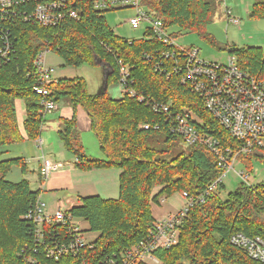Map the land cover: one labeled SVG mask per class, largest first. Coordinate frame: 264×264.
I'll use <instances>...</instances> for the list:
<instances>
[{
    "label": "trees",
    "instance_id": "1",
    "mask_svg": "<svg viewBox=\"0 0 264 264\" xmlns=\"http://www.w3.org/2000/svg\"><path fill=\"white\" fill-rule=\"evenodd\" d=\"M96 1L69 0L79 15L56 26L18 21L12 27L16 36L14 57L0 66V155L9 145L27 138L35 140L42 134L46 118L40 113L41 95L35 91L38 76L34 62L46 49L56 51L73 66L87 61L111 68L108 81L112 77L119 81V61L129 64L132 87L138 93L172 102L177 111H194L203 122L197 124L201 131L217 137L224 148L236 149L238 141L206 108L204 99L181 82L180 73L173 72L168 77L155 69L160 53L169 46L151 28H146L141 38L119 36L105 15L115 8L98 9ZM140 4L163 21L172 37L196 32L216 44L207 31L213 18L214 0H141ZM250 16L264 18V1L253 3ZM226 49L237 57L243 70L264 81L261 47L232 45ZM167 61L169 65L171 59ZM48 88L52 91L50 99L67 100L74 109L71 118H62L59 134L65 147L74 154L75 166L82 170L116 167L121 169V174L118 197L81 196L79 203L68 209L72 215L88 221L90 229L98 233L92 246L84 247L65 262L40 257L34 264H99L101 259L147 235L155 222L152 203L163 194L168 197L184 191L199 194L223 172L216 154L200 142L187 145V153L171 160L157 157L159 152L146 143L151 135L163 134L167 143L185 141L170 132L165 114L156 113L137 97L125 93L114 98L108 89L101 95L91 94L86 81L80 77L56 79ZM19 101L25 111L22 124L18 118ZM79 107L91 120L102 157L86 153L78 129ZM143 124H150L151 128L145 129ZM238 157L240 165L250 172L256 162L264 164V149L255 148ZM13 165L27 172L24 157L0 159V264H31L27 262V255L34 243L33 224L25 215L41 191L33 189L25 178L18 182L7 180ZM156 186L161 189L155 194ZM263 228L264 182L243 184L226 200L215 192L205 202H195L180 227L178 243L156 250V255L161 264H264L231 242V236L237 231L253 236L262 233Z\"/></svg>",
    "mask_w": 264,
    "mask_h": 264
},
{
    "label": "built area",
    "instance_id": "2",
    "mask_svg": "<svg viewBox=\"0 0 264 264\" xmlns=\"http://www.w3.org/2000/svg\"><path fill=\"white\" fill-rule=\"evenodd\" d=\"M140 1L98 0L95 7L115 8L118 3L134 7L136 15L130 18L133 28H139L144 23L145 29L151 28L169 46L160 53L155 69L168 77L173 72L180 73L181 82L204 99L206 108L238 141V146L236 149L224 148L217 137L201 131L197 124L201 125L203 122L194 111H177L172 102L158 101L154 97L138 93L132 87L131 66L119 61V83L123 92L137 97L156 113L165 114L170 132L182 137L187 145L197 142L207 145L216 154L223 172L199 194L193 195L184 191L182 195L187 202L181 209L156 219L145 237L101 259L99 264H151V261L161 263L156 250L168 249L178 243L180 227L188 216L190 207L195 202H205L217 192L230 171H235L243 184H246L249 179L246 169L244 171L235 168L236 164H240L238 155L249 153L255 148L264 149V81L243 70L235 55L229 54L226 62L207 61L200 57L197 47L186 48L178 45L164 27L163 21L151 15ZM230 13L231 10H228V14ZM78 15L79 12L69 0H0V66L9 63L14 57L16 36L12 27L18 21L49 27L59 25L68 18H77ZM233 20L237 22V19ZM50 51H42L34 62L38 76L35 91L41 95L40 113L44 118L58 108V103L49 98L52 91L48 85L56 80L53 77L54 69L46 61V54ZM145 57L148 59L151 56ZM170 59L171 63L168 65L167 60ZM142 127L150 129L151 125L143 124ZM155 127L158 128L159 125ZM40 157V175L43 180L65 167L62 161L52 160L44 153ZM80 218L61 207L53 212L49 211L48 205L38 197L33 208L25 215V219L33 224L34 239L27 262L34 264L40 257L61 262L78 255L84 247L92 246L95 239H87L86 230L80 225ZM231 242L252 259L264 263V228L262 233L253 236L237 231L231 236Z\"/></svg>",
    "mask_w": 264,
    "mask_h": 264
},
{
    "label": "rangeland",
    "instance_id": "3",
    "mask_svg": "<svg viewBox=\"0 0 264 264\" xmlns=\"http://www.w3.org/2000/svg\"><path fill=\"white\" fill-rule=\"evenodd\" d=\"M262 1L264 0H214L213 18L212 22L207 26V31L215 38L216 44H211L196 32H184L182 35L175 38V42L186 48L191 46L197 47L200 57L207 61L226 62L229 57V52L226 47L232 45L239 47L259 46L264 52V18H254L250 16L252 4ZM228 10H231L230 14H228ZM105 15L108 22L119 36L124 38L143 37L145 24L142 23L139 28H133L130 24V18L136 15V9L134 7L123 6L121 3H118L115 9L106 11ZM233 19H237V22ZM46 61L47 64L54 69V78H83L91 94H97L99 92L106 75L111 69L104 65H98V63L93 64L87 61L80 66H73L66 63L56 51L48 52L46 54ZM118 82L114 77L109 79L108 91L114 98H120L125 94L123 92V87ZM57 103H59L58 107L59 105L61 106L60 110L57 111L56 109L47 115L49 121L44 123L42 134L39 138L35 139L36 141L27 138L23 142L9 145L7 147L8 152L1 154L0 159L24 157L27 163V172H23L19 165H13L12 169L7 174V180L18 182L24 178L28 179L32 188L40 189L43 196L41 197L40 194L39 197L48 204V207L54 206L55 202H60L58 208L61 207L66 210L67 208L70 209L72 205L77 202V196L75 193L69 194V192L64 189L60 191L46 189L48 185L46 184L45 186L44 180L41 179L39 175V160L37 158L44 153L52 160L65 163H72L74 161V154L65 147L59 134V130L63 127V117H61L64 115L63 108H69L66 104L70 105V103L67 100H62ZM79 126L78 129L86 153L90 156L102 157L103 153L100 142L95 132L91 128L89 129L81 126L80 123ZM146 143L159 152L157 157L167 160H171L180 153H187L188 151L185 142L173 140L167 143L163 134L151 135L146 140ZM235 168L245 171V167L240 164H236ZM245 172L249 174V179L246 184L254 185L264 182L263 163L256 162L252 171L249 172L246 170ZM224 184V187H218L217 194H219L223 200H226L231 192L243 185V180H241L235 171H230L224 178ZM114 188V193L119 195V185L116 184ZM160 189V186H156L154 193H158ZM50 193L53 194L51 195ZM55 194L58 196L56 197ZM59 197H61V199H59ZM161 199L165 201L162 204V211L172 208L174 210H179L187 202L186 198L181 193H176L169 197L163 194L159 200L152 203L155 214H159L157 211L160 207L155 204H159ZM168 213L171 212L169 211L167 214ZM161 217H163V215L155 217V220ZM79 221L83 229L86 230L85 234L87 239L94 240L98 236V233L90 229L88 221L83 218H80ZM151 264L161 263L151 261Z\"/></svg>",
    "mask_w": 264,
    "mask_h": 264
},
{
    "label": "crops",
    "instance_id": "4",
    "mask_svg": "<svg viewBox=\"0 0 264 264\" xmlns=\"http://www.w3.org/2000/svg\"><path fill=\"white\" fill-rule=\"evenodd\" d=\"M66 105L69 106V108L64 107L65 105L63 106L64 115H62L61 117L71 118L74 115V109L71 105L69 104H66ZM23 106L24 105L22 101H19L18 102V118H19L20 124H22L23 120L25 119V111H24ZM60 107L61 106L59 105V107L57 108V111L60 110ZM46 121H49L48 116L46 117ZM77 121H78V127H80L79 126V123H80L81 126L83 127H87L89 129L91 128V120L87 112L82 107H79L77 109ZM7 152L8 150L7 148H5L4 153H7ZM8 158H12V157H8ZM37 158L39 160V175H40L41 157L38 156ZM63 163L65 164V167L61 171L52 173V175L47 180H44L45 186L46 184L48 185L46 186V189L48 188V190H53V191H60L64 189V190H67L69 194L75 193V195L77 196V200H76L77 202L75 204L79 203V199L81 196L99 194L103 198L118 197V194L116 195L114 193L115 191L114 186L116 184L120 186V181H119L120 174H121L120 168L112 167V168H94L90 170H82L75 166L74 164L75 158L72 163L71 162H68V163L63 162ZM109 193H113V194H109ZM50 194L52 195L53 193H50ZM55 195L56 197L58 196L57 194ZM42 196L43 194L41 193V197ZM59 199H61V197H59ZM162 200L164 199H161L159 204H155L158 207H160V209L157 211V213L159 214H155L154 206L152 208L154 217H160L162 215L164 216L169 211L170 212L176 211L173 208L166 210V211H162L163 209L162 204L163 202H165ZM59 203L60 202H55L54 206L48 207L49 211H52V212L55 211L58 208Z\"/></svg>",
    "mask_w": 264,
    "mask_h": 264
},
{
    "label": "water",
    "instance_id": "5",
    "mask_svg": "<svg viewBox=\"0 0 264 264\" xmlns=\"http://www.w3.org/2000/svg\"><path fill=\"white\" fill-rule=\"evenodd\" d=\"M108 77H109V74L106 75L103 85L101 89L99 90V92L97 93L98 95L104 94L105 91L108 89V85H109Z\"/></svg>",
    "mask_w": 264,
    "mask_h": 264
}]
</instances>
